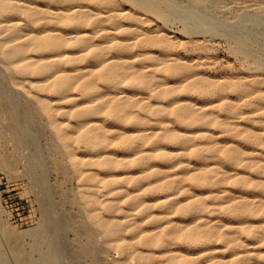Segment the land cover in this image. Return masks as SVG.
Instances as JSON below:
<instances>
[{
	"label": "bare ground",
	"instance_id": "obj_1",
	"mask_svg": "<svg viewBox=\"0 0 264 264\" xmlns=\"http://www.w3.org/2000/svg\"><path fill=\"white\" fill-rule=\"evenodd\" d=\"M148 21L127 11L119 0H0V59L50 119L81 178L90 184L104 182L107 195L124 197L126 208L109 196L102 199L98 191L83 195L89 221L113 238V245L125 254L137 252L139 262L162 258V264H249L251 257L264 261V254L248 257L240 250L244 237L264 236V221L261 225L249 222L251 217L264 218V180L236 170L264 175V150L254 148H264V138L251 129L243 131L236 121L241 118L239 109L227 96L233 89L253 99L264 78L246 77L239 87L232 79L215 80L171 52L176 37L156 39L146 28ZM153 47L161 49L159 56L149 51ZM147 59L155 62L149 64ZM75 91L78 98L72 97ZM193 94L202 96V103ZM257 97L264 98V92ZM104 115L114 124L139 130L129 133L106 126L101 119ZM66 119L73 120L65 124ZM213 128H220L232 141L221 142ZM73 140L99 151L118 142L129 156L118 160L113 152H103L80 158L70 150ZM167 143L175 147L169 149ZM241 143L254 149L247 151ZM188 152L199 160L193 169L186 166ZM157 161L168 169L164 172ZM130 164L149 166L152 171L143 170L141 177L98 178V167L113 170ZM174 170L180 171L169 175ZM147 176L157 177L162 183L159 189H175L173 193L185 182L232 189L217 192H225L223 196L210 191L212 195L187 202L171 193L148 203L141 192L124 189L129 183L135 187ZM221 198L226 201L218 208L235 219L226 229L219 222L207 221L209 216L203 213L208 204ZM138 208L145 224L128 220L126 213ZM163 208L165 212L155 210ZM123 210L127 220L121 221L116 214ZM186 211L191 221L185 225L166 222L169 214ZM216 241L226 244L230 259L209 245ZM197 243L207 246L194 253L178 249Z\"/></svg>",
	"mask_w": 264,
	"mask_h": 264
},
{
	"label": "rangeland",
	"instance_id": "obj_2",
	"mask_svg": "<svg viewBox=\"0 0 264 264\" xmlns=\"http://www.w3.org/2000/svg\"><path fill=\"white\" fill-rule=\"evenodd\" d=\"M119 1L127 11L147 17L149 21L146 28L156 39L166 41L168 37H176H172L174 46L171 52L207 76L215 80L232 79L238 87L243 86L242 81L246 77L264 78V0ZM160 50L153 47L149 51L156 57ZM147 60L149 64L155 62L154 59ZM8 72L0 59V264H162V258L139 262L137 252L125 254L119 246L111 243L113 238L89 221L83 197L85 192L98 191L102 199L109 196L126 208L124 197L107 195L108 189L104 182L90 184L81 178L66 148L58 140L50 119L40 112L33 95ZM259 90L264 92V82ZM259 92L251 99L239 96L230 89L227 96L235 101L239 109L241 118L236 121L243 131L251 129L264 138V98L257 97L261 94ZM79 96V92L75 91L72 97ZM193 98L199 103L203 101L199 94H193ZM250 99L254 100L253 104L249 103ZM63 105L69 107L72 103ZM101 119L106 126H115L129 133H137L139 130V127L114 124L107 116ZM66 120L65 124L73 119ZM213 129L221 142L232 141L220 128ZM204 131L207 132L206 129ZM69 145L70 150L80 158H87L90 154L101 155L103 152H113L118 160L129 156L126 147L118 142L112 143L105 151L90 150L85 144L74 140ZM240 145L245 146L243 149L247 151H251L250 148L264 150L258 145L254 148L242 143ZM166 146L169 149L175 147L168 143ZM188 153L186 166L193 169L199 160L191 152ZM155 164L164 172L168 169L159 161ZM96 169L99 180L111 175L122 178L141 177L145 172L152 171L149 166L139 168L134 164L118 166L113 170L102 167ZM236 170L264 180V175H257L255 171L242 168ZM179 171L174 170L169 175ZM159 184L162 183L157 181V177L147 176L135 187L129 183L124 189L141 192L148 203H156L171 193L178 201L187 202L189 198L192 200L212 194L223 196L225 192H217L232 189L229 185L207 188L185 182L184 187L173 193L175 189L171 192L163 191L159 189ZM88 187H91L90 190ZM206 200L210 201V198ZM225 201L223 198L218 199L214 204H208L207 211L215 209L214 212H203L209 216L207 221L219 222L222 229L235 222V219L218 208V204L223 205ZM139 210L126 213L128 220L145 224V215H139ZM155 210L165 212L164 208ZM124 212L127 211L116 214L121 221L127 220ZM189 213L173 212L166 222L185 225L191 221ZM263 221L264 218L259 216L249 219V222L257 225ZM262 238L244 237V248L240 250L248 257L264 254V236ZM209 245L221 249L224 256L230 259L232 254L224 242L216 241ZM17 246L20 248L17 249ZM206 246L205 243L185 244L179 245L178 249L194 253ZM140 249L146 250L144 247ZM44 257L50 258L47 260ZM249 264H264V261L262 258L256 260L251 257Z\"/></svg>",
	"mask_w": 264,
	"mask_h": 264
}]
</instances>
